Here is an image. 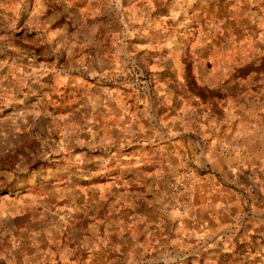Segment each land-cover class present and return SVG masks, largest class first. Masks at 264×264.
I'll use <instances>...</instances> for the list:
<instances>
[{"label": "rangeland", "instance_id": "obj_1", "mask_svg": "<svg viewBox=\"0 0 264 264\" xmlns=\"http://www.w3.org/2000/svg\"><path fill=\"white\" fill-rule=\"evenodd\" d=\"M0 264H264V0H0Z\"/></svg>", "mask_w": 264, "mask_h": 264}, {"label": "crops", "instance_id": "obj_2", "mask_svg": "<svg viewBox=\"0 0 264 264\" xmlns=\"http://www.w3.org/2000/svg\"><path fill=\"white\" fill-rule=\"evenodd\" d=\"M200 211H201L200 209H195L191 215H189L188 217L181 218V221H180L181 227L183 228L182 235H185L188 240L195 241V245L193 246H197V248L203 245V243H199V239L197 238H200V236H202L200 234L201 232L205 234V231L207 230L206 229L207 228L206 219L202 218L203 212L202 211L200 212ZM177 222L179 223V219L171 218V221H170L171 227L173 228L175 223ZM156 246H157V249L160 250V245H158V240L155 241L154 243V247Z\"/></svg>", "mask_w": 264, "mask_h": 264}]
</instances>
